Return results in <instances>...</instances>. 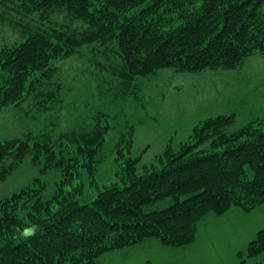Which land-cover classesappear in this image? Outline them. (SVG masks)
Listing matches in <instances>:
<instances>
[{
	"label": "trees",
	"instance_id": "16d2710c",
	"mask_svg": "<svg viewBox=\"0 0 264 264\" xmlns=\"http://www.w3.org/2000/svg\"><path fill=\"white\" fill-rule=\"evenodd\" d=\"M0 21L25 34L0 49V113L30 100L50 109L44 89L54 84L55 63L84 46L105 61L95 66L124 84L162 69L234 70L264 55V0H0ZM233 122L234 114L207 118L177 148L168 145L159 166L140 165L127 144V156L121 148L115 157L120 183L91 199L82 183L64 185L82 172L95 179L99 126L74 150L63 140L1 142L0 182L25 158L64 177L51 199L26 187L0 200V264H100L104 254L148 239L179 249L195 242L210 214L252 213L264 205V118L229 133ZM168 198L166 207L147 210ZM237 257L264 264V228Z\"/></svg>",
	"mask_w": 264,
	"mask_h": 264
},
{
	"label": "rangeland",
	"instance_id": "374dc122",
	"mask_svg": "<svg viewBox=\"0 0 264 264\" xmlns=\"http://www.w3.org/2000/svg\"><path fill=\"white\" fill-rule=\"evenodd\" d=\"M24 40L25 34L19 28L0 21V49ZM95 61L105 62L103 58H94L90 49L84 46L55 63L54 84L44 89L47 97L54 100L46 104L51 106L50 109L40 110L34 100H30L0 113V143L26 137L41 142L63 140L65 143L72 141L68 149L74 150L81 139L83 141L94 133L97 126L102 128L105 136L100 156L103 160L95 179H89L82 172L71 185H64L69 190L72 184L82 183L87 199L96 195L97 188L120 183L115 157L121 148L127 156L129 143V157L140 158V165L159 166L157 157L165 148L168 145L177 148L187 141L193 128L207 118L234 114L229 133L264 118V55L260 53L253 54L234 70L188 74L162 69L129 84L100 70L93 63ZM114 61L118 60L113 58L109 65ZM63 177L60 169L44 170L43 165H33L30 158H25L8 179L0 182V200L26 187L40 188L42 198L51 199ZM170 201V198L165 199L147 210L164 208ZM259 218L250 216L247 225L252 222L254 227L259 224ZM212 221L206 223L204 229L212 225ZM203 223L201 221L200 225ZM255 234L251 233L250 240ZM244 239V234L236 239L238 245L227 239V243H222V252L217 254L212 253L210 239L207 242L212 250L206 254L201 253V246L206 247L202 242L173 249L163 246L157 239H150L167 252H159L160 249L153 247L150 251L137 250L130 254L124 249L104 254L99 263L142 264L151 260L153 264H235V260L238 264L237 259L233 260V252L234 249L244 251ZM246 264H255V260L246 259Z\"/></svg>",
	"mask_w": 264,
	"mask_h": 264
},
{
	"label": "crops",
	"instance_id": "0c3cea01",
	"mask_svg": "<svg viewBox=\"0 0 264 264\" xmlns=\"http://www.w3.org/2000/svg\"><path fill=\"white\" fill-rule=\"evenodd\" d=\"M255 215L260 217L259 224H255V226L253 227L252 222H251V225L248 224L249 225L248 226L247 225L248 218L250 216L254 217ZM211 220H213L212 225H209L206 229H204L205 224ZM203 222H204L203 223L204 225L202 224L199 226V230L197 231V235L195 239L196 244L198 242H202L206 244V247L203 245L201 246V253L204 252L206 254L209 251L211 252L212 249L214 250L212 251V253L214 254L221 253L222 243H227L226 240L230 239L232 241L231 244L238 245L236 243V239L241 237L243 234H244L245 239L242 245L247 246L248 242L251 241L250 240L252 236L251 233L252 232L256 233L259 229L264 228V205L257 208L255 211H253L250 214H245L236 208L230 209L227 213H225L224 215L220 217H215L214 215L210 214L204 218ZM212 226L213 227L216 226L217 228L213 229ZM225 233H227V235ZM208 239H210L209 243H212L213 245L212 249L209 247V244L207 242ZM233 239L235 243L233 242ZM153 247L160 249L159 252H167L165 251L166 249L163 246H161L159 243H157L154 240L150 241V239L144 241L140 245L127 248L125 250H129L128 252H130V254H134L137 250L150 251V249H153ZM228 251L230 253V248H228ZM240 251L242 250L234 249V252H233V260L237 259L238 264H239V260L237 257V253ZM234 263L236 264L235 260H234ZM142 264H153V263L151 262V260H147L144 263L142 262Z\"/></svg>",
	"mask_w": 264,
	"mask_h": 264
}]
</instances>
